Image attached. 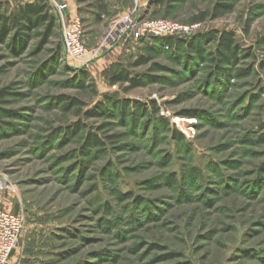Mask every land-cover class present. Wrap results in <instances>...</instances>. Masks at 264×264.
I'll use <instances>...</instances> for the list:
<instances>
[{
    "label": "rangeland",
    "instance_id": "rangeland-1",
    "mask_svg": "<svg viewBox=\"0 0 264 264\" xmlns=\"http://www.w3.org/2000/svg\"><path fill=\"white\" fill-rule=\"evenodd\" d=\"M138 2L135 19L184 26L213 14L217 2L230 3V13L211 14L198 34L233 32L252 57L223 65L226 74L215 81L209 74L215 42L204 39L201 54L184 46L177 55L162 49L135 67L148 51L141 38L128 36L97 59L111 53L110 69L101 70L97 60L96 71L94 64L88 69L96 97L84 87L91 81L82 86L76 72L48 56L0 59V90L13 93L0 99L3 206L26 215L10 264H264V143L246 141L264 134V0H167L166 8ZM131 3L116 5L133 10ZM78 8L86 46H102L120 21L98 22L94 8ZM59 41L62 28L52 42ZM64 54L69 66L80 67ZM122 70L142 86L128 93L127 85L111 86ZM62 97L80 98L93 115L66 116L58 107ZM122 100L147 104L148 114L123 119ZM103 101L110 109L96 114ZM77 122L85 133L118 134L119 142L84 163L79 139L67 136ZM58 128L67 133H55ZM118 192L128 199L120 201Z\"/></svg>",
    "mask_w": 264,
    "mask_h": 264
},
{
    "label": "trees",
    "instance_id": "trees-1",
    "mask_svg": "<svg viewBox=\"0 0 264 264\" xmlns=\"http://www.w3.org/2000/svg\"><path fill=\"white\" fill-rule=\"evenodd\" d=\"M76 1L78 5L87 4L89 7L94 8V17L98 22H100L104 17L110 16L107 0ZM129 1L132 2L131 8L134 10V1ZM154 1L162 8H166L167 0ZM7 5V3L0 4V46H2L3 50L6 52V56L0 59L20 58L26 53H28L27 56L31 55L36 58L48 56V58L53 60V62H61V64L63 63V65L67 66L70 71L76 72V81L81 83L82 86L87 84L88 81H91V84H88L84 87L86 89H91L93 96L96 97L97 90L93 80L90 79L91 74L89 70L85 68H73L72 66H69L63 57V54L65 53L63 41L54 42L55 44L52 42L53 39L58 37V31L61 30V23L56 11L53 9L50 3L47 0H35L33 3L17 5L12 10H8ZM230 5V3L226 2H217V6L214 8L213 14L211 12L213 19L224 17L226 14L230 13ZM211 14L210 12H205L199 16H196L191 21V24L205 23L210 18ZM144 38L145 39L141 38V41H143V47H145V50L148 52L143 54V56H141L138 61L135 62V67L147 65L148 63L152 62L155 59L156 54H159L160 51L163 52V50L173 55H177L183 46L187 49L188 54L189 50H194L201 54L203 48L202 41L204 39H208L209 43H216L215 51L211 53L209 60L212 63L211 70L209 72V74L214 78L212 80L216 81L219 76L226 74V69L223 65L239 64L243 59L252 57L249 48H243L238 43L233 32L212 31L205 35L196 34L189 40L178 37ZM52 45L54 46L49 48V46ZM186 56L188 57V55ZM244 74L245 70H241L240 75L246 77ZM109 83L111 86L127 85L124 88L125 93L138 89L143 84L141 78H134L133 75L129 74L128 70H122L119 72V74L114 75L110 79ZM10 89L12 88L7 87L0 90V99L4 102L9 95H13L12 92L8 91ZM58 104L59 109L68 117L72 116L80 119L84 115L87 117H91V115H93V113L84 112V107L86 104L80 98L62 97ZM118 104L120 106L119 114L123 119L126 117L135 119L140 112H145L147 115L149 111V106H147V104L135 103L130 100H122ZM112 106H114V104ZM151 107L154 108V111L158 113V110H156L154 104H151ZM99 108L100 109H96V114L99 113L98 110L105 112L106 110L110 109L106 101L100 103ZM3 117H5V115H3L2 111L0 110V120L3 119ZM158 119L163 122V124H166L165 119ZM1 122L4 123L3 121ZM68 126V138L74 136V138L79 139V142L81 143L80 153L85 157V159L83 158L84 163H90L93 154L102 155V153H106L108 144L116 145L119 142L118 134H104L103 137H99V133H94L93 131L85 133V126L82 122H77L76 124H71ZM1 128L4 127L0 126V129ZM62 130V128L54 129L55 133H61ZM100 131L103 133L102 129H100ZM63 133L66 134L67 130L64 129ZM175 136L182 139L184 137L177 133H175ZM246 141L250 144H262L264 143V134L260 135L256 140ZM167 180L168 183H175V175H168ZM117 197L122 202L128 199L127 196L121 192H118ZM17 211L18 210L14 212ZM107 225L108 223H106V226ZM137 250L138 248L134 249V251Z\"/></svg>",
    "mask_w": 264,
    "mask_h": 264
},
{
    "label": "built area",
    "instance_id": "built-area-1",
    "mask_svg": "<svg viewBox=\"0 0 264 264\" xmlns=\"http://www.w3.org/2000/svg\"><path fill=\"white\" fill-rule=\"evenodd\" d=\"M56 11L63 30L64 51L70 60L79 64V68L90 69L101 53L108 47L128 36L136 39L144 37H192L199 33L201 24L180 25L169 20L141 21L135 19L139 9L138 0H133L135 8L124 16L107 35L102 46L90 49L84 42V29L79 17L67 22L64 15L66 4L57 0H47ZM6 183L0 177V264H9L16 252L25 231L26 215L23 210L17 212L4 208Z\"/></svg>",
    "mask_w": 264,
    "mask_h": 264
},
{
    "label": "crops",
    "instance_id": "crops-1",
    "mask_svg": "<svg viewBox=\"0 0 264 264\" xmlns=\"http://www.w3.org/2000/svg\"><path fill=\"white\" fill-rule=\"evenodd\" d=\"M15 2H16V5H23V4H26V3H33V2H35V0H15ZM57 2L60 3V4L63 3V4L67 5L66 10L64 11V15L66 17L67 22L72 20V19H74V18H76V17H78L79 8H78V3L76 2V0H57ZM107 4H108L109 13H110V16L108 18L110 19L111 23H113V20L114 21L116 20L114 24L119 22L122 19L123 16L129 14L130 11H132V10H130L129 6H122V8H121V6L116 5V4H122L123 5V0H107ZM117 6H119V7H117ZM110 54H108L105 57H103V58H108L109 60L103 61L102 60L103 58H102V59H99V60L96 61V63L97 62L100 63L101 70L110 69L112 67L113 63L116 61L115 58H112V55L109 56ZM95 64H94V67H93L94 71H96ZM14 256H15V253L12 256L11 260L14 259Z\"/></svg>",
    "mask_w": 264,
    "mask_h": 264
}]
</instances>
